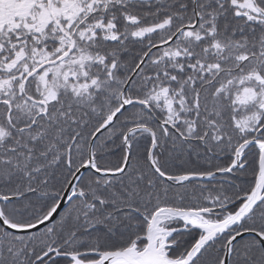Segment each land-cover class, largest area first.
I'll return each instance as SVG.
<instances>
[{
    "label": "snow or ice",
    "instance_id": "6c2138e0",
    "mask_svg": "<svg viewBox=\"0 0 264 264\" xmlns=\"http://www.w3.org/2000/svg\"><path fill=\"white\" fill-rule=\"evenodd\" d=\"M0 264H264V0H0Z\"/></svg>",
    "mask_w": 264,
    "mask_h": 264
}]
</instances>
